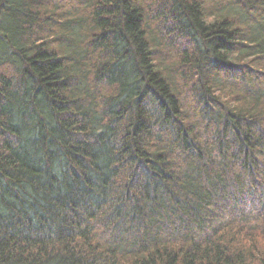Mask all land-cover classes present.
Masks as SVG:
<instances>
[{
	"label": "trees",
	"instance_id": "1",
	"mask_svg": "<svg viewBox=\"0 0 264 264\" xmlns=\"http://www.w3.org/2000/svg\"><path fill=\"white\" fill-rule=\"evenodd\" d=\"M0 264H264V0H0Z\"/></svg>",
	"mask_w": 264,
	"mask_h": 264
}]
</instances>
